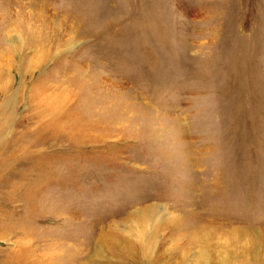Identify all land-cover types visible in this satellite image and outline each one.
I'll return each instance as SVG.
<instances>
[{
	"label": "rangeland",
	"instance_id": "374dc122",
	"mask_svg": "<svg viewBox=\"0 0 264 264\" xmlns=\"http://www.w3.org/2000/svg\"><path fill=\"white\" fill-rule=\"evenodd\" d=\"M0 9L1 221L29 217L39 246L87 242L83 264H119L99 238L166 206L197 233L182 254L160 233L164 262L264 264V0ZM0 232L6 264L17 237Z\"/></svg>",
	"mask_w": 264,
	"mask_h": 264
},
{
	"label": "bare ground",
	"instance_id": "6f19581e",
	"mask_svg": "<svg viewBox=\"0 0 264 264\" xmlns=\"http://www.w3.org/2000/svg\"><path fill=\"white\" fill-rule=\"evenodd\" d=\"M5 28L6 24L0 27L1 39L4 35ZM3 47V44L0 43V61L5 58V53L3 52L4 50H2ZM4 60L6 61V59ZM1 67L2 66L0 65V93H5L4 91L7 90V84L6 82L1 81L3 79V68ZM40 90L41 88L38 87V89H35V91H33L31 95L32 101H38L42 103L39 100V95L41 92ZM67 118L68 117H65L64 120L62 118L61 120L59 118H55V120L58 121L57 127L59 129H66L71 126L67 124ZM161 213L163 214L162 217H160ZM183 216L186 218H180L179 214L168 210V207L166 206H152L149 208H145L138 211L137 215L135 216L134 223L125 226L126 234H120L119 232L118 234H116L113 242L104 240L105 238L103 236L99 238V242L107 246L111 255L113 256V258L119 261V264H133L134 262L137 264H139V262L145 264H169L167 262H164V257H166L167 253L166 251V253L163 252L155 255V251L157 249L156 247L160 245L159 238H162L160 236L168 232L167 236L164 235L166 238L164 237L163 241L165 242H167L169 239L176 238L177 241L170 245V247L166 250L170 251V254L175 252H179L180 254H182V249L187 250L189 248V242L180 243L182 237H186L184 236V232L187 233L188 231H191V238H194V235L197 233V227L193 219H187L188 215ZM36 225V220L29 217L3 219L2 221L0 220V231L1 229H4L6 233H14L13 235L17 237L15 241L16 248L5 254L7 261L6 264H83L85 260L84 257L90 250L89 248H87V242L84 243L82 241H60L57 243H48L43 244V246H39V244H37L38 237L36 236L35 232ZM160 233L161 235H159ZM194 241L195 239L192 242ZM209 241V238L206 236L200 242L201 244H203L202 246H207L209 244ZM194 244H196V242H194ZM247 253L248 252L246 251L245 255ZM187 254L188 253H186V255ZM243 260L248 261L247 258ZM182 261L183 260H177V262L173 264H181Z\"/></svg>",
	"mask_w": 264,
	"mask_h": 264
}]
</instances>
